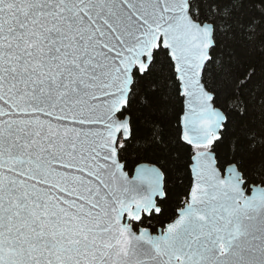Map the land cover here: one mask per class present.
<instances>
[{
  "label": "snow or ice",
  "instance_id": "snow-or-ice-1",
  "mask_svg": "<svg viewBox=\"0 0 264 264\" xmlns=\"http://www.w3.org/2000/svg\"><path fill=\"white\" fill-rule=\"evenodd\" d=\"M168 4L169 0H0V264H108L103 242L117 227L118 206L129 185L147 180V166L130 167L124 145L110 147L106 142L109 102L125 71L122 64L150 38L169 37ZM256 7L264 11V0ZM229 11L224 10L225 17ZM187 110L185 105L182 118ZM222 119L226 128L227 120ZM180 128L181 142L193 147L194 141L183 140V123ZM223 139L218 136L213 145ZM256 143L264 144V139L249 147L254 150ZM236 155L234 146L233 160ZM190 161L192 172L196 154ZM248 163L257 173L264 170V157ZM45 168L51 184L44 183ZM233 170L241 178L247 176L229 163L220 169V178ZM163 178L166 181L167 175ZM249 185L244 179L241 187ZM166 198V192L164 197L156 195L152 203L158 207L156 202ZM162 212L143 211L132 224ZM130 219L124 212L120 222ZM240 235L239 227L229 231V243Z\"/></svg>",
  "mask_w": 264,
  "mask_h": 264
},
{
  "label": "water",
  "instance_id": "water-1",
  "mask_svg": "<svg viewBox=\"0 0 264 264\" xmlns=\"http://www.w3.org/2000/svg\"><path fill=\"white\" fill-rule=\"evenodd\" d=\"M168 8L171 17L169 37L162 41L159 34L150 38L147 46H139L134 56L122 64L125 71L120 73L116 95L109 102L105 139L111 147L119 145L121 139L131 137L130 116L119 114L128 105L134 71L138 69L145 73L155 51L163 47L174 63L183 97V112L185 105L188 108L180 122L186 128L183 140L195 142L196 161L191 175L195 174L196 181H192L188 200L178 209L182 210L179 216L156 232H148L150 227L146 226L136 229L132 221L139 220L143 211L155 209L159 212L158 201V207L152 201L156 195H165L162 169L153 163H138L147 169L161 171L145 169L147 180L129 185L127 195L118 206L117 227L103 242L102 255L108 264H264V185L254 183L253 189L251 183L247 189L242 188L245 177L241 178L238 170L225 172L222 180L217 156L208 154L215 152L213 141L221 136L222 118L227 120L226 113L215 104L214 93L203 80L215 45L214 24L195 19L190 0H169ZM142 55L147 58L143 59ZM115 156L116 149L112 147V158ZM43 174L46 177L44 183L51 184L47 168ZM55 175L52 173V177ZM205 185L207 192L203 191ZM124 212L131 219L122 224ZM225 221H228L227 228ZM214 227L225 228V231L217 233ZM236 227L241 235L229 243L227 233ZM218 236L224 239H218ZM245 241L250 243L245 244Z\"/></svg>",
  "mask_w": 264,
  "mask_h": 264
},
{
  "label": "trees",
  "instance_id": "trees-1",
  "mask_svg": "<svg viewBox=\"0 0 264 264\" xmlns=\"http://www.w3.org/2000/svg\"><path fill=\"white\" fill-rule=\"evenodd\" d=\"M257 3L258 0H190L194 18L214 24L215 45L203 80L214 93L215 104L227 115L226 128L224 125L221 132L224 139L214 146L219 166L236 163L247 172L244 177L250 184L264 185V170L257 173L255 165L248 163L250 158L264 157V144L256 143L254 150L249 147L264 139V11L256 7ZM226 8L230 10L227 17ZM249 26L255 31L248 32ZM250 35L253 40L246 38ZM183 109L174 63L168 50L160 47L145 73L134 71L128 105L119 114L130 116L131 137L119 142L124 145L130 167L153 163L167 175V198L158 201L162 214L152 215L140 224L154 232L177 216V210L188 200L192 184L189 164L195 150L181 142ZM140 225L134 227L138 229Z\"/></svg>",
  "mask_w": 264,
  "mask_h": 264
},
{
  "label": "flooded vegetation",
  "instance_id": "flooded-vegetation-1",
  "mask_svg": "<svg viewBox=\"0 0 264 264\" xmlns=\"http://www.w3.org/2000/svg\"><path fill=\"white\" fill-rule=\"evenodd\" d=\"M140 226H142V225H140ZM140 226H139V227H140Z\"/></svg>",
  "mask_w": 264,
  "mask_h": 264
}]
</instances>
